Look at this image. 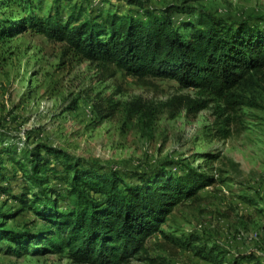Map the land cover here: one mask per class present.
<instances>
[{
    "label": "rangeland",
    "instance_id": "rangeland-1",
    "mask_svg": "<svg viewBox=\"0 0 264 264\" xmlns=\"http://www.w3.org/2000/svg\"><path fill=\"white\" fill-rule=\"evenodd\" d=\"M95 1L94 9H109ZM111 1L138 9L127 0ZM144 1L152 9H188L184 19L193 21L200 11L227 21L264 17V0ZM34 3L46 15L55 0ZM9 11L16 18L25 13L17 3L2 15ZM238 95L243 104L233 113L214 95L81 61L64 43L31 31L0 42V131L7 143L21 148L44 143L123 170L149 172L167 164L180 171L191 165L209 177L147 240L146 253L128 264H230L241 255L264 260V81ZM136 103L143 112H130ZM12 205L0 197V212L12 214L3 225L40 226L30 213L13 212ZM210 249L213 257L203 254ZM0 264L75 263L65 254H15L0 245Z\"/></svg>",
    "mask_w": 264,
    "mask_h": 264
},
{
    "label": "trees",
    "instance_id": "trees-1",
    "mask_svg": "<svg viewBox=\"0 0 264 264\" xmlns=\"http://www.w3.org/2000/svg\"><path fill=\"white\" fill-rule=\"evenodd\" d=\"M99 2L109 9H94L95 0H55L50 12L40 15L34 0H0V42L31 31L64 43L81 61L214 95L233 113L243 104L238 93L264 81V17L227 21L200 11L193 21L184 19L188 9L174 5L152 9L144 0H127L138 8L132 12L111 0ZM16 3L26 15H2ZM141 111L139 103L130 109ZM223 124L228 126V119ZM209 181L191 165L180 171L167 164L149 172L123 170L44 143L21 148L7 143L0 131V197L13 204V212H28L40 223L13 229L1 221L12 214L0 212V245L15 254H65L75 264H128L146 253L147 240ZM203 254L213 257L214 249ZM230 264L264 260L241 255Z\"/></svg>",
    "mask_w": 264,
    "mask_h": 264
}]
</instances>
